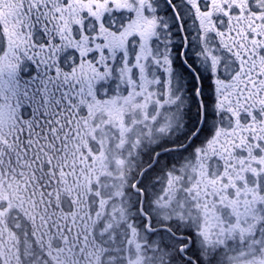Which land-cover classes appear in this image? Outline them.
<instances>
[{
	"label": "snow or ice",
	"instance_id": "6c2138e0",
	"mask_svg": "<svg viewBox=\"0 0 264 264\" xmlns=\"http://www.w3.org/2000/svg\"><path fill=\"white\" fill-rule=\"evenodd\" d=\"M0 264H264V0H0Z\"/></svg>",
	"mask_w": 264,
	"mask_h": 264
}]
</instances>
